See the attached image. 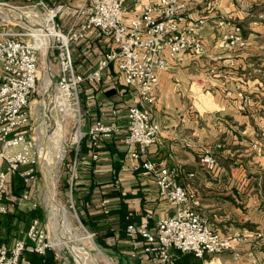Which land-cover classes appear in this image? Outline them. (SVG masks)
Here are the masks:
<instances>
[{
    "label": "built area",
    "instance_id": "obj_1",
    "mask_svg": "<svg viewBox=\"0 0 264 264\" xmlns=\"http://www.w3.org/2000/svg\"><path fill=\"white\" fill-rule=\"evenodd\" d=\"M30 1L29 5L16 7L0 0L7 5L4 8L19 10L22 16L27 13L32 20L30 24L20 17L18 23H13L7 15L0 14V215L15 209L38 208L32 191L38 176L40 148L31 134L30 103L38 93L42 56L50 59L54 55L59 69L53 108L63 117L61 126L64 132L72 129L69 144L73 153L69 161L73 172L85 139L93 148H98L106 140L120 136L121 144L131 148L130 156L140 160L132 170L151 178L157 186L159 198L173 208V212L157 219L152 228L147 227V223L130 222L126 225V236L132 246L131 256L146 257L150 264H177L175 254L178 250L192 252L199 258L229 250L237 252L241 236L224 234L212 227L198 209V200L176 180L172 168L146 157L149 147L161 133L160 124L152 119L149 110L160 89L158 71H167L174 64L183 63L188 53H205L203 30L208 18L190 20L184 0H133L129 9L125 0H76L74 3L57 0L51 4L47 0ZM248 8V5L240 7L241 10ZM37 9L44 11L43 16H39ZM48 15L51 18L46 20ZM58 17L64 21V26ZM215 17L216 27L220 30L218 45L228 54L223 59L224 65L234 66L233 54L246 47L247 39L242 27L233 25L227 14L219 12ZM10 23L19 28H7ZM44 26H51L54 30L51 37ZM95 36L109 38L113 46L100 54L91 69L80 72L75 66L72 48ZM114 62L121 69L126 85L136 92L134 103L126 110L127 122L122 125L118 121V110L114 108L110 120L106 121L104 115L84 129L80 86L101 80L104 70ZM221 71V68L212 66L208 76ZM225 95L235 96L239 111L255 105L241 83L227 88ZM204 96L210 98L211 91L193 92L192 104L205 112L210 106L204 102ZM221 146L217 144V147ZM91 153L97 160L98 151ZM67 155L68 150L64 147L63 157ZM199 160L208 169L217 161L212 149H203ZM14 174L22 177L28 187L17 196L9 190V179ZM73 180L74 175L71 186ZM114 184L119 188L120 180L115 178ZM99 198V210L109 217L111 199L101 195ZM71 203L75 209V202ZM132 214L133 210H130L128 216ZM143 217L147 221L153 214L148 211ZM23 232L22 237L12 242L0 241V264H30L24 256L26 252L44 255L56 246L38 217L33 218ZM55 256L58 260V255Z\"/></svg>",
    "mask_w": 264,
    "mask_h": 264
},
{
    "label": "crops",
    "instance_id": "obj_2",
    "mask_svg": "<svg viewBox=\"0 0 264 264\" xmlns=\"http://www.w3.org/2000/svg\"><path fill=\"white\" fill-rule=\"evenodd\" d=\"M55 1L57 0H47V3ZM64 1L74 3L76 0ZM132 1L125 0L128 9ZM184 1L190 20L208 18L207 26L203 30L206 50L200 55L188 53L183 63L174 64L167 71H158L160 89L149 110L152 119L160 124L161 133L157 141L149 147L146 157L162 161L172 168L176 180L189 192L201 197L202 204L198 209L202 213L205 212V206H210V202L220 199V196L233 200V203L240 197L243 205L239 209L243 210L255 205L259 200L258 192L253 191L254 178H247L246 168L240 163H245L243 159H238L236 163L240 165L236 166H232L225 159H232L234 154L238 156L236 151H240L239 156L247 155L248 150L251 154L254 152L253 142L263 139L259 140V134L262 133L264 137V81L259 75L260 72L264 75V2ZM244 5H248L249 8L241 10L240 7ZM219 12L227 14L233 25H240L247 39L246 47L237 49L233 54L234 66L224 65L223 59H226L228 54L226 49L218 45L220 30L216 27L215 15ZM111 46H113L111 40L104 36H95L74 45L72 50L77 70L84 72L91 69L97 63L100 54ZM212 66H217L222 71L214 76H208V70ZM238 83H241L244 91L255 101V105L246 111H239L236 108L238 100L235 96L225 95L227 88H234ZM201 89H208L212 94L210 98L203 97L204 102L210 106L205 112L192 104L193 92ZM80 97L83 109L82 124L84 129H87L91 123L104 115L106 121L110 120L114 108L118 110V121L125 125L126 110L134 103L136 92L126 85L121 69L117 62H114L104 70L101 80L80 86ZM119 137L110 138L100 145L105 147L106 143L114 142L118 150L122 151V164L117 175L113 177V161L117 158L116 155L103 148L98 151V159L94 160L90 151L82 155L77 165L79 171L86 170L84 175L87 178L83 183H94L92 196L100 202L99 196L114 189V179L118 178L119 188L123 193L132 195L124 199L129 209L141 215L142 223L154 227L157 219L173 212V208L167 201L159 198L157 186L151 178L144 176L140 171L132 170V166L140 160L130 156L131 148L122 145ZM217 144H221L222 148L215 149V154H218L215 155L216 164L208 169L200 163V156L203 149L216 148ZM120 201L112 199L111 209L119 207ZM148 211L153 217L145 221L143 216ZM105 219L111 223L112 228L118 227V215L110 214ZM210 256L208 255L204 261H208ZM129 259H139L145 264H150L146 257H133L131 253ZM208 264L224 262L218 257L211 258Z\"/></svg>",
    "mask_w": 264,
    "mask_h": 264
},
{
    "label": "rangeland",
    "instance_id": "obj_3",
    "mask_svg": "<svg viewBox=\"0 0 264 264\" xmlns=\"http://www.w3.org/2000/svg\"><path fill=\"white\" fill-rule=\"evenodd\" d=\"M9 3L12 6L19 7L23 4L29 5L30 0H3ZM15 7V8H16ZM18 10V8H16ZM28 10V8H24ZM39 16H43L44 11L42 9H37ZM0 14L2 16L7 15L8 20L13 23H18L20 17L22 19L28 21L32 24V20L30 17H27L28 14L24 13L22 16L21 11H16L8 8H0ZM60 23L64 26V21L57 18ZM2 19L0 18V24ZM22 21V20H21ZM26 24V23H25ZM14 25V24H13ZM11 23L8 24L7 28L14 29V27H18L17 25L13 26ZM259 61V60H258ZM260 62V61H259ZM257 64V63H255ZM257 66V65H256ZM58 69L59 63L57 61V57L54 55L50 56L49 63L46 55L42 56L40 68H39V80H38V93H36L30 103V112H31V134L34 137L36 145L40 148V157L39 163L37 165V179L35 182V187L32 191L34 198L38 203V208L43 213V218H41L42 223L45 229L48 231V235L52 241H55L59 235L62 233L60 229V225L58 221L53 217L50 213V210L47 205V188L56 191V200L64 206L67 211V217L71 224L73 225L70 232L73 234H80L82 240L80 244L83 247H86L88 251L83 250L80 254L83 257L86 264H126L128 262L127 254H117L111 253L110 249H102L98 244V232L94 228V226L89 224L86 225L82 221L81 217L78 213L77 204L75 205V209L72 205V201L76 202L81 199L82 195H86L88 191L89 183H83L84 179L87 177L84 175L86 170L79 171V166L76 167L75 172L71 169V165L69 160L71 159V146H70V136L72 134V129H69V125H67V129L69 131L64 132V141L61 148V155L58 160V163L49 160L50 155L47 156V153L53 155L52 151V143L54 142L53 137H49V134L45 132V124L46 118L45 115V97L47 94H50L49 91L46 90V80L49 76L53 77V89L56 90L57 80H58ZM259 73V72H258ZM261 73V72H260ZM260 78L264 81V75L260 74ZM47 91V92H46ZM48 96V95H47ZM54 105L51 106L52 117L58 118L60 121L63 120L62 115L57 113L54 110ZM53 108V109H52ZM264 115V113H263ZM263 138L261 141L253 142L251 152L248 150L247 155H240V151H236L238 156H232L231 158L225 159L232 166L243 165L247 171V178H254L253 181L255 183L252 185L254 188L253 191L258 192L259 200L255 205H250L247 208L240 210L239 207H242V202L240 197H238L237 201L233 203V200L228 199L227 197H221L218 200L210 202V206H205V216L210 221L212 227L217 228L220 232L224 234H237L242 238L241 244L239 245V249L237 252L235 251H225L223 253L217 255H211V258H220L224 264H264V137L262 133L259 136ZM50 140H49V139ZM254 145H257L256 147ZM64 147L68 150L67 157L64 156ZM261 147V149H259ZM221 147L212 148L213 152L215 149H221ZM215 153V152H214ZM218 156V154H215ZM233 157L235 160H233ZM44 159V160H43ZM48 159V160H47ZM238 159H243L244 162L236 163ZM55 164H54V163ZM79 165V164H78ZM83 165V164H82ZM55 166V167H54ZM76 176V189L73 191L71 186V177ZM50 178V179H49ZM52 181V182H51ZM54 182V183H53ZM78 182L80 184H78ZM55 184V185H54ZM73 184V182H72ZM263 186V187H262ZM252 187H249L251 189ZM243 189V188H242ZM241 189V190H242ZM73 191V192H72ZM243 191V190H242ZM196 200L202 204V199L195 193L191 192ZM242 195H244L242 193ZM77 196V198H76ZM236 196L238 194L236 193ZM95 204V203H94ZM88 206L87 209L91 211V214L100 213L98 212L100 208L95 207V205ZM214 208H216L214 210ZM210 211H209V210ZM83 213L86 215L84 209ZM29 210H21L15 209L10 213L16 214L17 219L13 216L8 220V216L0 215V235L7 237V241L9 242L13 238L22 237L24 234V230L27 228L24 214H26ZM97 211V212H96ZM9 213V214H10ZM90 215V214H89ZM88 215V216H89ZM168 215V214H167ZM87 216V217H88ZM104 216V215H103ZM101 217V216H100ZM89 218V217H88ZM56 220V221H55ZM106 221V219L104 220ZM7 224L11 225V229L9 230ZM98 225V224H97ZM86 228L88 232L84 230ZM96 233V235L92 236V239H89L88 233ZM103 233V232H102ZM112 240V239H111ZM109 238L107 241L112 242ZM99 248H97V247ZM56 255H58V264H78L75 256L71 253V251L67 247L55 246L52 249ZM86 251V252H84ZM84 252V253H83ZM236 253L238 256L236 257ZM211 258H208V261H204V264H208L211 261ZM96 261H95V260ZM76 260V261H75ZM216 260V259H215Z\"/></svg>",
    "mask_w": 264,
    "mask_h": 264
},
{
    "label": "trees",
    "instance_id": "obj_4",
    "mask_svg": "<svg viewBox=\"0 0 264 264\" xmlns=\"http://www.w3.org/2000/svg\"><path fill=\"white\" fill-rule=\"evenodd\" d=\"M107 149L109 150L114 156L116 155L117 158L113 161V177L117 175L121 168L122 164V159H123V153L122 151H119L118 148L116 147L114 142H108L106 143L105 147H98V148H93L91 146V143L89 140L85 139L82 142L80 151H79V159H81L82 155L84 153L92 152L93 150L95 151H100L101 149ZM71 150V154H72ZM78 165V164H77ZM77 171V170H76ZM76 176H74L73 184H72V190L74 191L76 189L77 181H76ZM78 184H80L78 182ZM28 187L26 186L24 180L22 177H20L17 174L11 175L9 179V190L12 192L13 195L17 196L23 191L27 190ZM94 190V183H89L88 186V191L86 195H82L81 199L75 202L77 204L78 208V213L79 216L81 217L82 221L84 224L94 226V228L98 232L97 236V241L100 247L103 249H110L111 253H117V254H127L128 262L126 264H145L139 259H129L130 253L132 250V246L129 243V239L126 236V225L130 222H141V215L138 214L135 210H133V214L131 216H128L129 211L132 209H129L128 203L124 201L125 198L132 196L128 195V193H123L121 188H114L112 189L109 193H104L102 194V197H107L112 199H120V203L118 204L119 207L113 208L110 211V214L118 215V227L116 229L112 228L111 223L104 221L105 220V215L99 210L98 213H94V215L91 214V211H89L88 206L90 205H95L97 208H99V202L97 199H95L92 195ZM72 191V192H73ZM77 198V196H76ZM94 198V199H93ZM75 204V205H76ZM76 207V206H75ZM84 209L86 215H84L83 210ZM97 212V211H96ZM90 214V215H89ZM89 215V216H88ZM104 215V216H103ZM8 220L15 217L17 219L16 214H7ZM89 218H88V217ZM101 216V217H100ZM25 221H26V226L28 227L30 222L32 221L33 218L38 217V218H43V213L39 208L29 210L26 214H24ZM142 223V222H141ZM98 224V225H97ZM8 229H11V225L7 224ZM147 227L151 228V224H148ZM103 232V233H102ZM112 239L110 241H107V239ZM140 240L144 241L142 238H139ZM7 241V237L0 235V241ZM8 242V241H7ZM144 243V242H142ZM264 248V245H263ZM230 251V250H229ZM55 252L53 250L47 251L46 254L41 255L38 253H25V258L30 262V264H58V260L56 259ZM176 259H177V264H203L204 259L207 258L208 255H206L204 258H199L194 255L192 252H184L181 250L176 251Z\"/></svg>",
    "mask_w": 264,
    "mask_h": 264
},
{
    "label": "bare ground",
    "instance_id": "obj_5",
    "mask_svg": "<svg viewBox=\"0 0 264 264\" xmlns=\"http://www.w3.org/2000/svg\"><path fill=\"white\" fill-rule=\"evenodd\" d=\"M50 18H51V15H48L46 17V20H49ZM44 29H46V31H48V35L50 37L54 34V30L51 28V26L50 27L44 26ZM53 84H54L53 77L51 75V77L49 76V78L46 80V84H45L46 90L49 91L50 94H47L48 96L46 95L45 100H44L45 106H47L49 108H51V106L55 102V91L53 89ZM45 132H47L49 134V137L54 138V142L52 143V151H51V152H53V155L49 151L47 153V156L50 155V158L48 156V159L49 160L51 159V160L58 163V160H59L60 155H61L62 144L64 141V129L61 126V121L58 118H54L53 120L47 119L46 124H45ZM47 205H48V208L50 210V213L58 221V224L60 225V229L62 231V233L59 235V237L55 241H53V243L56 246L67 247L71 251V253L75 256L78 264H86L80 253L83 250L88 251V249H86V247H83L80 244V241L82 240V237L80 236V234H78V233L73 234L70 232L73 225L71 224V222L69 221V219L67 217V211L65 210L64 206H62L56 200V191L55 190L53 191L50 188H47ZM88 237H89V239H92L91 235H88ZM86 251H84V252H86Z\"/></svg>",
    "mask_w": 264,
    "mask_h": 264
},
{
    "label": "water",
    "instance_id": "obj_6",
    "mask_svg": "<svg viewBox=\"0 0 264 264\" xmlns=\"http://www.w3.org/2000/svg\"><path fill=\"white\" fill-rule=\"evenodd\" d=\"M7 5L4 4V3H1L0 2V7L4 8L6 7ZM48 63H49V59H48ZM45 115H46V118L48 119H52L53 120V117H52V112H51V108L45 106ZM84 230L87 232L88 230L86 228H84ZM97 247V246H96ZM98 248V247H97ZM99 249V248H98Z\"/></svg>",
    "mask_w": 264,
    "mask_h": 264
}]
</instances>
